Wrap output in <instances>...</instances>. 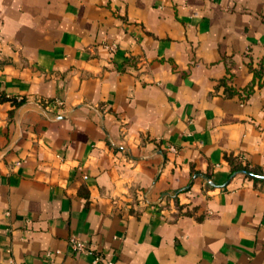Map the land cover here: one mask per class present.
I'll use <instances>...</instances> for the list:
<instances>
[{"label":"crops","instance_id":"1","mask_svg":"<svg viewBox=\"0 0 264 264\" xmlns=\"http://www.w3.org/2000/svg\"><path fill=\"white\" fill-rule=\"evenodd\" d=\"M231 157L264 172V0H0V264H264Z\"/></svg>","mask_w":264,"mask_h":264},{"label":"built area","instance_id":"2","mask_svg":"<svg viewBox=\"0 0 264 264\" xmlns=\"http://www.w3.org/2000/svg\"><path fill=\"white\" fill-rule=\"evenodd\" d=\"M107 47L110 51H113L115 49V44H109ZM49 105L58 108L63 105V100L61 98H55L52 102L49 103ZM52 115L55 116L56 114ZM168 149L171 152L177 151L176 147L172 145L168 146ZM79 169L81 168L79 167ZM84 177L86 178L85 175ZM68 248L72 254L90 255L92 257V264H113V261L107 258L103 251H100L98 248H96L94 243L87 240H82L80 238H77L76 236H71L68 239ZM54 254L58 255L62 254V252L59 249H48L43 252V258L50 260Z\"/></svg>","mask_w":264,"mask_h":264},{"label":"trees","instance_id":"3","mask_svg":"<svg viewBox=\"0 0 264 264\" xmlns=\"http://www.w3.org/2000/svg\"><path fill=\"white\" fill-rule=\"evenodd\" d=\"M250 91H251V89H247L246 90V94H248ZM13 103L15 105L18 104L14 100H13ZM228 162L230 163L229 177H232L235 174H243L244 176L249 177V178H251V179H253L255 181H258V182H262L263 181L258 176L264 175V172L249 166L247 163L241 162L238 159V157L228 158Z\"/></svg>","mask_w":264,"mask_h":264},{"label":"water","instance_id":"4","mask_svg":"<svg viewBox=\"0 0 264 264\" xmlns=\"http://www.w3.org/2000/svg\"><path fill=\"white\" fill-rule=\"evenodd\" d=\"M260 179L264 180V175L258 176Z\"/></svg>","mask_w":264,"mask_h":264}]
</instances>
